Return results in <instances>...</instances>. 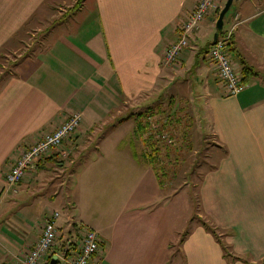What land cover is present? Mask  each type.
I'll return each instance as SVG.
<instances>
[{
  "label": "crops",
  "instance_id": "0c3cea01",
  "mask_svg": "<svg viewBox=\"0 0 264 264\" xmlns=\"http://www.w3.org/2000/svg\"><path fill=\"white\" fill-rule=\"evenodd\" d=\"M198 1L0 0V264H16L52 211L59 233L78 227L69 250L97 232L88 264H164L162 190L140 145L151 111L207 128L222 152L201 179V204L240 259H226L196 224L180 241V264H264V0H233L224 16L245 84L235 94L207 56L217 12L188 34L177 62L163 61ZM74 112L79 129L7 185L20 152ZM61 172H78L77 198L61 197Z\"/></svg>",
  "mask_w": 264,
  "mask_h": 264
},
{
  "label": "rangeland",
  "instance_id": "374dc122",
  "mask_svg": "<svg viewBox=\"0 0 264 264\" xmlns=\"http://www.w3.org/2000/svg\"><path fill=\"white\" fill-rule=\"evenodd\" d=\"M91 1L87 0V7L90 6ZM224 2L225 0H222L220 9ZM76 11V8H74L73 13ZM78 14H80L79 11L76 15L79 16ZM6 68H8L7 72L11 71V66ZM151 112L145 115L148 122L145 120L147 127L146 130L143 129L141 132L140 145L141 150L145 151L148 161L152 155L155 162L154 166L159 171V177H157L162 190V198H159V200L162 199V233L170 235L166 241L167 245L171 247L170 252H172L166 255L165 262L167 263L164 262V264H170V261L174 260L176 264H180L178 260L180 257L183 258L182 254H180V241L194 225L201 224V221L214 227L215 231L218 232V239L221 245L224 244L226 247L223 250L225 258H228V260L232 259L234 254H232L231 249L224 240V233L226 232L204 214L199 191L202 177L206 171L216 165L218 157L222 154L221 150L216 147L212 136L207 133L209 132L207 128L202 130L203 127L199 124L192 129L186 128V124H183V121H180V124H176L173 121L165 123L166 111H162V114H160L161 112ZM177 113L178 116H183V113L179 111ZM182 120L184 119L182 118ZM136 151L138 152V148H136ZM150 166L153 169L151 163ZM77 173L68 175L67 172L60 173L61 178H66L67 176L68 180L64 186H61V190H63L60 193L61 197L65 194L66 197L77 198ZM137 178H135V181ZM77 231L78 227L74 228L70 236L66 233L58 232L52 249L57 250L59 253L65 251L69 247L68 239L72 238L74 240ZM59 262L62 263L61 256H59Z\"/></svg>",
  "mask_w": 264,
  "mask_h": 264
},
{
  "label": "built area",
  "instance_id": "2783aa9c",
  "mask_svg": "<svg viewBox=\"0 0 264 264\" xmlns=\"http://www.w3.org/2000/svg\"><path fill=\"white\" fill-rule=\"evenodd\" d=\"M220 7V0H199L195 7L179 23L178 27L181 34L177 40L165 47L163 61L167 64L177 62L181 51L188 45V34L199 26L206 15L211 12H217ZM228 39L229 35L219 36L209 46L207 56L214 65L217 77L223 83L226 92L235 94L242 90L245 84L242 82V78L231 60L230 51L227 47ZM80 123L81 114L78 112L71 113L52 131L43 134L41 138L24 148L7 172L5 176L6 184L11 186L20 181L31 165L48 155L53 149L61 146L64 141L69 139L79 129ZM58 215L57 211H52L44 218L39 238L17 260L16 264H39L49 252H52L58 236V229L55 224ZM98 249L99 238L97 232L92 229H86L75 248L72 250L66 249L62 253H55V264H88V261ZM59 256H61L62 263L59 262Z\"/></svg>",
  "mask_w": 264,
  "mask_h": 264
},
{
  "label": "water",
  "instance_id": "95a60500",
  "mask_svg": "<svg viewBox=\"0 0 264 264\" xmlns=\"http://www.w3.org/2000/svg\"><path fill=\"white\" fill-rule=\"evenodd\" d=\"M233 0H225L222 8L220 9L216 22H215V28H216V32L213 35V42L214 43L219 34L223 32V23H224V15L226 14V12L228 11V9L230 8L231 4H232ZM56 263V255H53L48 264H55Z\"/></svg>",
  "mask_w": 264,
  "mask_h": 264
},
{
  "label": "trees",
  "instance_id": "16d2710c",
  "mask_svg": "<svg viewBox=\"0 0 264 264\" xmlns=\"http://www.w3.org/2000/svg\"><path fill=\"white\" fill-rule=\"evenodd\" d=\"M219 11H220V9L217 11V13H219ZM225 16V15H224ZM223 35V32L222 33H220L219 34V36H222ZM218 36V37H219ZM231 42H230V40L228 39L227 40V47H228V49H229V44H230ZM230 50V49H229ZM150 113H152V112H150ZM141 127H142V129H146V126H142L141 125ZM149 161H150V163L152 164V166H153V170L155 171V173H156V175L159 177V171L155 168V166H154V158L152 157V155L150 156V159H149ZM201 225L208 231V232H210L212 235H214V237H215V239L220 243V240L218 239V234H217V232L215 231V229H214V227H211V226H209V225H207L204 221H201ZM69 245V244H68ZM220 245H221V243H220ZM221 247H222V250H224L226 247H225V245L223 244V245H221ZM55 251H53V253H51V255H49V260H50V258L53 256V255H55ZM225 256V255H224ZM239 260L240 258L238 257V256H233L232 255V260ZM49 260H48V262H49ZM47 262V263H48Z\"/></svg>",
  "mask_w": 264,
  "mask_h": 264
}]
</instances>
